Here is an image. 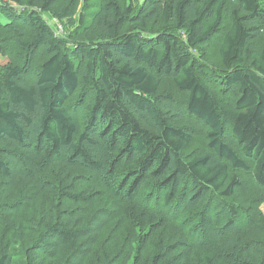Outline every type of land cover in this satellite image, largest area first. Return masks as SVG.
Returning <instances> with one entry per match:
<instances>
[{"label": "trees", "instance_id": "obj_1", "mask_svg": "<svg viewBox=\"0 0 264 264\" xmlns=\"http://www.w3.org/2000/svg\"><path fill=\"white\" fill-rule=\"evenodd\" d=\"M18 1L39 11L0 0V204L24 201L0 264H264V0Z\"/></svg>", "mask_w": 264, "mask_h": 264}, {"label": "rangeland", "instance_id": "obj_2", "mask_svg": "<svg viewBox=\"0 0 264 264\" xmlns=\"http://www.w3.org/2000/svg\"><path fill=\"white\" fill-rule=\"evenodd\" d=\"M7 1V3L9 4V6L11 7V8H15V9H18L19 8V10L20 9H22V10H24L25 11V9H33V10H37V11H39V9H37V7H33V5H31V4H28V5H19L17 2H19L18 0H16V1H14V0H6ZM95 2H94V4H92V6L91 7H98V5H97V3L98 4H100V3H103V2H106V0H94ZM145 0H132V2H131V0H130V2L129 3H131L132 5H134V6H137V7H141L142 6V4H143V2H144ZM84 12H85V2L82 0L81 2H80V5L78 6V8L76 9V12H74L73 13V16L75 15V16H79L81 13L82 14H84ZM44 17H45V19H46V21L48 22L49 21V25L52 27V29L54 30L55 29V31L59 34V35H63V34H65L66 35V31H65V28H64V25L62 24V22L59 20V19H56V18H51V16L50 15H44ZM0 20L2 21V22H6V21H8V19L6 18V17H4V16H1L0 15ZM159 25H161V26H163V24L162 23H160ZM161 26H157L156 28H157V30H159V31H161V30H163L162 28L163 27H161ZM166 27V26H165ZM73 30V29H72ZM149 30V29H148ZM217 36H219L220 37V33H218L217 34ZM218 41H219V39H217V38H215V36L213 37V38H211L205 45H204V51H205V56H206V63L208 64V65H210L212 68H214V69H220V66H219V64H218V59H217V57H218ZM258 43L259 44H261V45H264V38H261V39H259L258 40ZM194 52V51H193ZM198 52V51H197ZM195 53V52H194ZM210 55H212V57H210ZM195 57H201V55L199 54V53H195ZM198 60H200V59H198ZM3 61H6V58H3L1 55H0V62H3ZM29 79H31V78H35V75H31V76H29L28 77ZM208 81V83L209 84H211L210 83V81L209 80H207ZM220 82V81H218V80H215V82ZM212 85V84H211ZM221 91H222V89H221ZM223 91H226V93H227V95L228 96H235V92L233 91V90H226L224 87H223ZM177 96V95H176ZM177 97H179V95L177 96ZM178 105H181V103L179 102V104ZM195 129V128H194ZM196 131H198L200 134H199V137L201 138V136H202V133H201V130L200 129H195ZM1 181H3V180H1L0 179V184L1 185H5L6 186V184H5V182L3 181V183H1ZM16 202H18V203H16L15 204V202H11V203H8V204H5V203H1L0 204V207H4V206H7L8 208H10L11 210H13L14 209V207L15 206H17V205H19V204H23L24 203V201H22V200H18V201H16ZM15 205V206H14ZM260 210H261V212L263 213V215H264V203H262L261 205H260ZM21 220V219H20ZM21 222H22V220H21ZM13 229H14V226H13V219H12V222H11V228L10 229H7V228H5V227H2V226H0V232L2 233V234H9L10 232H12L13 231ZM15 235V233L13 232L12 234H10V236L11 237H13ZM14 264H26V262H25V258H24V256H22V255H17V256H15V258H14ZM49 264H51V261H49Z\"/></svg>", "mask_w": 264, "mask_h": 264}, {"label": "bare ground", "instance_id": "obj_3", "mask_svg": "<svg viewBox=\"0 0 264 264\" xmlns=\"http://www.w3.org/2000/svg\"><path fill=\"white\" fill-rule=\"evenodd\" d=\"M164 92V91H163Z\"/></svg>", "mask_w": 264, "mask_h": 264}, {"label": "built area", "instance_id": "obj_4", "mask_svg": "<svg viewBox=\"0 0 264 264\" xmlns=\"http://www.w3.org/2000/svg\"><path fill=\"white\" fill-rule=\"evenodd\" d=\"M19 9V8H18Z\"/></svg>", "mask_w": 264, "mask_h": 264}]
</instances>
